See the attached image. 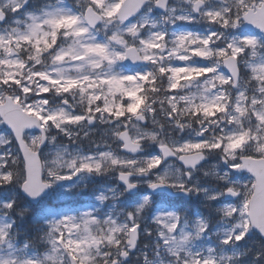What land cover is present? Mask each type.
Segmentation results:
<instances>
[{
	"label": "snow or ice",
	"instance_id": "1",
	"mask_svg": "<svg viewBox=\"0 0 264 264\" xmlns=\"http://www.w3.org/2000/svg\"><path fill=\"white\" fill-rule=\"evenodd\" d=\"M0 126V264H264V0H0Z\"/></svg>",
	"mask_w": 264,
	"mask_h": 264
},
{
	"label": "rangeland",
	"instance_id": "2",
	"mask_svg": "<svg viewBox=\"0 0 264 264\" xmlns=\"http://www.w3.org/2000/svg\"><path fill=\"white\" fill-rule=\"evenodd\" d=\"M0 127H3V126H0ZM88 195L89 194L87 192H84L82 194L75 195L72 199L75 200V201L85 202L88 199ZM52 204L54 206H60L62 204V201L53 200Z\"/></svg>",
	"mask_w": 264,
	"mask_h": 264
}]
</instances>
